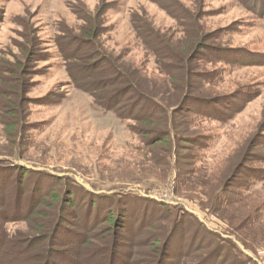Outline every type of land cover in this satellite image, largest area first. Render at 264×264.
<instances>
[{"label": "rangeland", "instance_id": "374dc122", "mask_svg": "<svg viewBox=\"0 0 264 264\" xmlns=\"http://www.w3.org/2000/svg\"><path fill=\"white\" fill-rule=\"evenodd\" d=\"M86 34L95 35L94 45ZM192 53L197 60L188 67L177 63L179 54L187 61ZM77 55L79 73L72 65ZM114 66L133 72L164 107L176 104L172 86L176 79L182 84L181 70L192 68L198 87L190 96L221 105L199 103L195 112L179 117V128L174 108L168 115L130 118L127 95L122 111L105 112L72 83L86 88L81 82L92 78L94 88L101 86L96 76L104 68L109 85ZM112 92L103 89L102 98ZM169 126H175L171 134ZM158 136L162 141L151 145ZM18 168L33 172L24 181L25 194L15 185ZM0 178L10 180L0 203L9 204L16 194L25 199L22 222L5 224L8 244L17 241V255L2 254L1 264H36L48 248L23 239L30 232L26 217L34 215L40 196L28 202L33 188L43 200L53 194L59 199L42 209L41 222L57 212L59 219L72 210L83 216L92 199L116 214L114 200L99 197H121V211H135L124 214L126 229L136 230L125 234L128 240L136 242L140 231L167 228L158 229L164 249L169 241L173 250L166 264L184 260L190 244L200 251L188 264H264V0H0ZM73 188L76 195H70ZM70 196L76 209L70 208ZM162 206L172 208L173 217L164 221ZM69 220L63 226L71 231L76 222L85 223ZM102 239L95 242L101 245ZM126 244L122 250L134 252ZM141 251V262H148L152 250Z\"/></svg>", "mask_w": 264, "mask_h": 264}, {"label": "trees", "instance_id": "16d2710c", "mask_svg": "<svg viewBox=\"0 0 264 264\" xmlns=\"http://www.w3.org/2000/svg\"><path fill=\"white\" fill-rule=\"evenodd\" d=\"M89 34V32H87ZM86 34V35H87ZM88 38L87 40L93 44L95 41L94 37L95 35L93 34L91 37L87 35ZM93 42V43H92ZM99 44V43H98ZM94 45V44H93ZM92 48V46H90ZM198 47V46H197ZM207 50V49H206ZM92 50H90L91 52ZM189 54V49L186 51ZM92 53V52H91ZM91 53L88 57H92ZM216 53H220V55L230 53L229 50L225 49H217ZM197 53L195 55L189 57V59L186 61L185 58L179 54V57L177 56V63L187 65L188 63H193V61L197 60ZM206 54H203V57H205ZM81 58L76 57L74 60L73 64L74 66L79 65V61ZM100 63L106 62L104 61V58H99ZM99 63V64H100ZM97 64V65H99ZM96 68L101 69V67L98 66ZM164 70L168 75L171 74V70L168 66H166L165 63L161 64L160 62V69ZM77 71L79 73V70H82L81 66H76L73 70ZM102 70V69H101ZM103 68V72L99 73L96 76V80L101 84V86L98 87H93V80L92 78H87V82H81L86 85V88H84L82 85H80V82H73V86L77 88L78 90H85L84 92L90 94L95 100H96V106L99 109H102L105 112H114L118 113L119 112V107L120 110L122 109L120 103L122 102V99L125 95H127V101L125 102V107L129 105V102L132 101V109L130 110L128 116L132 119L136 118L135 120H142L140 118H149L153 117L156 113L168 115L169 108H174L172 111V116L175 115L176 121V126L177 128L182 127L181 121L179 117L189 114L191 112H195L193 109L194 106L200 104L203 105H208V106H219L221 105L218 101V99H197L192 96H190L192 91L196 90V85H194V77L197 75L195 71L192 68H186V72L184 70H181L180 76L182 75L183 81L182 84L179 86L178 79H176V84L172 86L174 93L171 95L172 100H173V106H171L169 103L167 105H163L161 101H158V97L155 94H148L144 92V88L141 86L140 81L136 79V76L133 72L129 71V75L123 72L124 69H121L120 66H114L112 67V70L114 71L115 78H113V74H110L109 78V85L104 82V74H106V71ZM109 74V72H108ZM188 77L186 81H184V78ZM203 78L204 76L201 75ZM112 79V80H111ZM91 81V82H88ZM91 83V85H88ZM106 83V85H104ZM173 83V82H172ZM183 84H186L185 91H183ZM124 86V88H123ZM112 89L114 92L112 94H108L105 97L102 98V90H107V89ZM176 89V90H175ZM100 94L101 98H99ZM135 93H139L136 95V99L132 96V94L135 95ZM106 99V101H102V99ZM156 98V99H155ZM166 99V98H165ZM177 101V102H176ZM217 101V102H216ZM213 103V104H212ZM191 108V109H190ZM122 111V110H121ZM121 117V116H120ZM122 118V117H121ZM123 118H128L127 116H123ZM185 118V117H183ZM175 127V126H174ZM174 127L169 126V133L171 134L174 132ZM8 133L10 134L11 137L15 138V127L9 126L6 128ZM167 136L170 137L171 135L168 134L166 131ZM13 135V136H12ZM21 135L18 134V137ZM177 132V136H178ZM21 137V136H20ZM12 139V138H11ZM167 139V138H166ZM161 136H158L154 140L151 141V145H156L155 143H160ZM194 139L193 138H188L185 142L187 144H193ZM17 174L15 182L17 188H19L23 194H25L26 189H24V181L26 178H31L33 176V172H31L28 169L25 168H18L15 170ZM43 175H41L42 177ZM8 178H5L4 180L0 178V193L4 192V187L5 185H9L8 183ZM75 191V192H74ZM76 189H72V192L70 195H76ZM40 194V196L37 199L38 206L36 208H31L32 213L34 215H31L30 217H26V223L27 226L30 228V232H25L22 233L24 234V238L28 241L30 240H37L35 242V245H42L47 243L48 248L45 246V252L41 255L40 260L36 261V264H166V261L169 260L170 257L173 255V250L168 243L165 245L164 241V246L161 244L160 240V234L158 232V229H167L164 226L158 227L157 229L152 230L151 232H139L138 240L136 242L128 240V233L132 232L136 233V230H127L126 229V219L125 215H129L130 210H124L121 211L119 204H122V201L120 198H114L112 196H102L99 197L101 198L100 200L104 201H111L114 200L115 205H117V213L113 214L112 210L110 211L111 205L104 206V208L101 209L99 205H97V202H95L93 198L94 196H91L88 210H86L85 214L81 217L78 215V212H75L72 210V212L68 216H64L61 214V219L59 212H57L56 217H51L50 220L46 221H38V218L41 219L43 217H39L40 214L42 213V209L45 208L46 206H49L51 203H54L55 201L59 200L56 198L55 194H53V199L52 200H43V195L42 191L38 190L36 191L35 188L32 189V194L28 200V202H32L36 196V194ZM129 195H127V199H131L130 201L136 202V200L140 199L143 203H147L148 201L145 200V198L139 197V196H134L132 198H128ZM136 197V198H135ZM34 198V199H33ZM56 198V199H55ZM71 199V209H76L77 208V202L76 199L72 196L69 197ZM136 199V200H135ZM24 197L22 195H15L12 198L13 203L5 204L3 200L0 203V246H3L4 248L0 250V264L2 263L1 258L2 254L6 255L9 257V259L13 258L14 256L17 255V252H14L13 247H15V244L17 241H13L16 239L11 238V241H9L8 244V234L5 230V224L9 222H22L23 217H22V203H23ZM139 201V200H138ZM137 203V202H136ZM155 205H160L158 203H154ZM40 205V206H39ZM41 205H43L41 207ZM98 207V212L94 214V208ZM167 208V213L166 217L164 218V221L167 220V218L173 217V209L169 207ZM162 206V209H165ZM112 209V207H111ZM37 210V212H35ZM135 211H132L130 213V217L134 215ZM31 213V214H32ZM137 213V212H136ZM148 215V214H147ZM147 215L144 220L147 219ZM77 219V221H80L83 219L85 223L81 224H74L72 225L74 230H67L64 228V224L69 223L71 219ZM179 219L177 216L174 217V219ZM57 219V220H56ZM141 219H138L137 224L139 223ZM181 220V218H180ZM38 223V224H36ZM124 223L123 225H121ZM146 225L144 221H142ZM137 224L135 226H137ZM147 226V225H146ZM146 228V227H145ZM144 228V229H145ZM152 228V225L150 226ZM134 229V228H133ZM156 230V231H155ZM171 232L174 231L170 227ZM145 231V230H144ZM153 231H155L153 233ZM134 233V234H135ZM21 234V233H20ZM126 234V235H125ZM130 234V233H129ZM144 235L143 238L140 240V235ZM101 235L103 236L102 239V244H98L95 242L97 239L101 238ZM167 236V233H166ZM176 236V235H175ZM171 237V235H170ZM169 240V239H168ZM125 241V242H123ZM127 241L132 243V246L134 248V252L129 254L128 252H124L122 249L127 245ZM15 244H14V243ZM30 243V242H29ZM28 243V244H29ZM162 245V246H161ZM99 249L95 252L96 248ZM115 247V248H114ZM202 247H204L202 245ZM150 249L152 250L153 254H150L149 256V261L146 262H141L142 259H140L142 256H144L141 251V249ZM138 249V250H137ZM164 249V250H163ZM199 247H193L189 246V251L183 255H185L184 260L179 262L178 264H188L189 261L195 259L197 256H193V254L198 253L200 250ZM5 250V252H3ZM182 250L181 252H183ZM108 253V254H107ZM107 254V258L105 259ZM46 255V256H45ZM99 256L101 261L97 260V257ZM45 257V259H44ZM62 257V258H61ZM58 259H61L63 262L58 263ZM105 259V260H104ZM211 260V259H210ZM204 260L199 261L197 264H202ZM211 262L207 261L204 262L203 264H210ZM8 264H11V260L9 261Z\"/></svg>", "mask_w": 264, "mask_h": 264}]
</instances>
